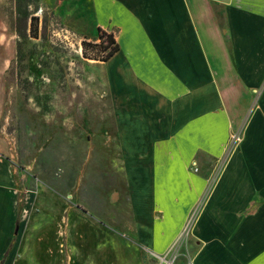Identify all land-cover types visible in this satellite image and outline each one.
Listing matches in <instances>:
<instances>
[{
    "label": "crops",
    "instance_id": "crops-1",
    "mask_svg": "<svg viewBox=\"0 0 264 264\" xmlns=\"http://www.w3.org/2000/svg\"><path fill=\"white\" fill-rule=\"evenodd\" d=\"M92 3L119 46L105 64L131 225L119 234L98 224L101 257L82 264H155L190 218L178 264H264V93L218 168L248 107L241 90L253 85L235 74L264 72V0ZM12 183L0 160V264L14 258Z\"/></svg>",
    "mask_w": 264,
    "mask_h": 264
},
{
    "label": "rangeland",
    "instance_id": "rangeland-1",
    "mask_svg": "<svg viewBox=\"0 0 264 264\" xmlns=\"http://www.w3.org/2000/svg\"><path fill=\"white\" fill-rule=\"evenodd\" d=\"M27 1L26 8L23 0H0V160L17 207L12 264L98 263L105 239L98 224L119 234L131 225L112 71L96 61L105 52L92 0ZM24 15L37 21L24 27ZM238 75L253 85L241 90L248 107L218 168L236 146L231 134L241 144L264 93V72Z\"/></svg>",
    "mask_w": 264,
    "mask_h": 264
},
{
    "label": "built area",
    "instance_id": "built-area-1",
    "mask_svg": "<svg viewBox=\"0 0 264 264\" xmlns=\"http://www.w3.org/2000/svg\"><path fill=\"white\" fill-rule=\"evenodd\" d=\"M241 141V138L238 134L234 133L231 134L229 138V144L230 145H237ZM192 223V218H190L185 226L183 227L181 233L179 234L177 243L173 245L171 248H169L164 254L162 255H155L152 254V258L156 261L157 264H178L179 260V254H180V247L182 242L184 243V240L189 235V229ZM184 264H193L192 260L186 261Z\"/></svg>",
    "mask_w": 264,
    "mask_h": 264
},
{
    "label": "trees",
    "instance_id": "trees-1",
    "mask_svg": "<svg viewBox=\"0 0 264 264\" xmlns=\"http://www.w3.org/2000/svg\"><path fill=\"white\" fill-rule=\"evenodd\" d=\"M23 1H26V8L32 5V3L27 0H23ZM28 21H30V23L33 24L37 21V19L35 17H30L28 15L22 16V23L24 27H26V25L28 24ZM97 33H98V39L100 41L99 45L97 46L103 52H105V56L102 57V59H97L96 61L105 63L108 60H110L119 51V46L116 43L115 38L112 33H108L99 27L97 28ZM17 35L19 37L22 36L18 32H17ZM82 46H84V43H82ZM18 54H19V50L17 49L16 50L17 57H18Z\"/></svg>",
    "mask_w": 264,
    "mask_h": 264
}]
</instances>
